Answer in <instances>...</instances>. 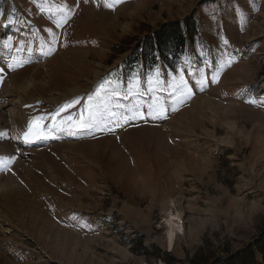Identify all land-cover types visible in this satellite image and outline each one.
<instances>
[{
    "label": "rangeland",
    "instance_id": "rangeland-1",
    "mask_svg": "<svg viewBox=\"0 0 264 264\" xmlns=\"http://www.w3.org/2000/svg\"><path fill=\"white\" fill-rule=\"evenodd\" d=\"M50 12L53 21L43 16ZM186 17L198 37L179 69L125 87L121 70L137 41ZM6 18L8 30L37 23L55 55L9 66L35 84L14 90L49 137L0 169L3 193L17 189L15 172L38 204L13 200L27 237L3 233L0 244L14 264H211L264 233V0H122L111 9L105 0H0V23ZM7 73L0 65V80ZM86 105L97 119L77 127ZM219 106L232 112L227 121ZM64 129L78 138H63ZM192 157L207 167L202 175L190 170ZM171 204L183 231L169 247L159 223ZM30 218L40 220L38 238ZM53 237L55 247L46 242Z\"/></svg>",
    "mask_w": 264,
    "mask_h": 264
},
{
    "label": "bare ground",
    "instance_id": "bare-ground-1",
    "mask_svg": "<svg viewBox=\"0 0 264 264\" xmlns=\"http://www.w3.org/2000/svg\"><path fill=\"white\" fill-rule=\"evenodd\" d=\"M137 6L138 5H133L131 8L127 7L124 9L126 10V12L128 11V13L132 11L136 12L135 10ZM118 12L120 11L118 10ZM43 16H45V19L48 18L47 19L48 21H53L49 18L54 17L55 15L50 12L49 14L44 13ZM6 20L9 21V19L6 18L4 21H1L2 23H0V65L6 68V70L8 71L7 79L4 80L5 76L7 75L6 74L0 80V159H2V161L0 162V169L6 168L7 160L10 157H15L18 154H21V152L24 149L28 148L26 150H30L29 148H32L35 150L37 149L43 150L44 148L41 146L49 142V137H40L39 135L32 134L33 130H37V129H34L31 124L32 116L30 117L27 114L26 105L24 103L25 101H22L23 100L21 98L22 96L18 94L16 90H14L17 86L19 90L23 92V90L25 89L30 90V88L35 86V84L30 78L29 79L28 78H16L15 77L16 74L12 73V70L9 66L15 63L23 64L27 61L33 62L35 60L43 59L41 62H39V63H42L49 58L53 59V57L51 56L54 55V54H48L47 49H49L48 47L49 42H48V37L46 36L47 34L44 32V30H42L41 28L39 29L37 27V23H30L28 22V20H25L23 24L19 25V28H12L11 30H8L9 24H8V21ZM114 20H115V23L113 25L111 24L110 27L111 26L114 27L120 24V22L117 23L118 19H116V17L114 18ZM43 32L46 34L45 36L47 37V39L44 38L42 40V37L44 35ZM46 46L47 48L45 49ZM1 84H2V87H1ZM260 89L264 90V84L261 86ZM219 108H221L220 111H219ZM48 109H52V108H48ZM217 111L221 113L220 114L221 117L220 116L218 117H220V119H222L223 122L228 120V117H229L228 114L230 113L232 114L230 110H227L220 106L217 108ZM226 123L227 122H225V124ZM228 131H230V136H232L233 138L237 134H239L240 130L238 131L237 126L233 124V125H229ZM26 134H28L27 139H26ZM207 134L208 136H210V133H207ZM59 135H63V138H67V139L68 138L69 139L78 138L77 136H74V135L72 136V133L66 129H64L63 131L62 130L59 131ZM220 142L225 143V144L226 143L231 144L232 140L222 139ZM71 145L73 144L70 143V146ZM16 151H17V155H15ZM30 156L32 157L31 154ZM35 158H36L34 159L36 162L35 165L37 163L39 165L40 160H41L40 159L41 155H38L37 157L35 156ZM192 158L193 159L189 161L190 170L194 172V174L198 173L202 175L206 171L207 167L201 161H199L198 158L196 157H192ZM23 162L24 161L20 159L18 160L17 163L22 164ZM186 166H188V164H186ZM30 172L34 179V176L32 174L33 171L31 169H30ZM13 176L17 184V189L15 191L13 192L10 191L9 193H3L1 191V186H0V208H1L0 216L3 217V218H0V237L3 233H6V234L11 233V234L18 235L20 237L25 238L27 237L26 233L20 232L19 226L15 225L16 223L21 226L20 224L21 220L17 216L18 214L17 212H18V209L21 208L20 207L21 204H18L14 202L13 200L14 199L19 200V197L21 195L23 198L29 200L35 206H38V204L33 200V198L25 190L26 189L25 186L23 185L22 181L16 176L15 172L13 173ZM36 180L37 178L34 179V181ZM4 185L7 188L8 182H5ZM34 198L36 200H39L38 196H35ZM163 212H165L166 214L164 216L166 217V219L162 220L159 224L165 227L167 226L169 228V231L167 234V241H168L167 243H168V246L170 247L174 237L178 233H181L183 231V224H182L183 222H181L182 219H180V216H179L180 214L179 215L177 214V210L174 209L173 204H171L169 208H165ZM33 213L38 214V211L36 208H34ZM13 216H16L17 219H13ZM78 223H81V221L76 222V224ZM30 225L33 226L34 231L36 233V237L38 238L40 220L36 218H30ZM66 238H67V240H65L66 243H64L65 247L63 248L67 247L66 245L68 243V237ZM47 241H48V244L53 247L58 245L55 237H53L51 240L47 239L46 242ZM2 242H5V240H2ZM4 246L5 244H0V264H14L15 262L14 259L11 258L10 253L6 251Z\"/></svg>",
    "mask_w": 264,
    "mask_h": 264
},
{
    "label": "trees",
    "instance_id": "trees-1",
    "mask_svg": "<svg viewBox=\"0 0 264 264\" xmlns=\"http://www.w3.org/2000/svg\"><path fill=\"white\" fill-rule=\"evenodd\" d=\"M197 35V26L192 17L158 26L137 41L125 58L122 75L126 81L133 79L135 71L142 72L144 78L152 77L158 65H161L166 73L175 71L180 59L187 54L188 46L194 44ZM196 259L190 260L189 263L198 264ZM163 261L168 264L167 260ZM211 264H264V233L253 245L236 252L229 259L216 262L213 260Z\"/></svg>",
    "mask_w": 264,
    "mask_h": 264
},
{
    "label": "snow or ice",
    "instance_id": "snow-or-ice-1",
    "mask_svg": "<svg viewBox=\"0 0 264 264\" xmlns=\"http://www.w3.org/2000/svg\"><path fill=\"white\" fill-rule=\"evenodd\" d=\"M122 0H105V6L108 8H114V6L118 5L121 3ZM92 97H89V100H91ZM71 105H66L64 108H61L59 111H65L67 107H70ZM85 110L88 112L87 116H84L83 114L80 117V122L76 125L77 127H90L92 123L97 119L98 113L93 105H86ZM56 115H59V112H57ZM52 119L55 121L56 117L53 116ZM69 119H71L69 117ZM37 130H33L32 134L33 135H38V129L39 125H36ZM28 134H26V139H27Z\"/></svg>",
    "mask_w": 264,
    "mask_h": 264
}]
</instances>
